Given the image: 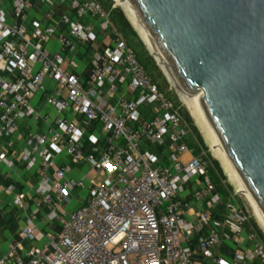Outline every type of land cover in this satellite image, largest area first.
Returning <instances> with one entry per match:
<instances>
[{
    "label": "built area",
    "instance_id": "obj_1",
    "mask_svg": "<svg viewBox=\"0 0 264 264\" xmlns=\"http://www.w3.org/2000/svg\"><path fill=\"white\" fill-rule=\"evenodd\" d=\"M41 3L46 10L26 24ZM189 134L180 105L98 0L0 5V165L22 164L32 188L0 186V210L1 197L26 210L0 264H264L246 207L217 190ZM61 153L69 164H57ZM74 167L85 168L77 179ZM90 170L103 181L88 179ZM78 188L87 193L71 198Z\"/></svg>",
    "mask_w": 264,
    "mask_h": 264
},
{
    "label": "water",
    "instance_id": "obj_2",
    "mask_svg": "<svg viewBox=\"0 0 264 264\" xmlns=\"http://www.w3.org/2000/svg\"><path fill=\"white\" fill-rule=\"evenodd\" d=\"M127 1L264 217V0Z\"/></svg>",
    "mask_w": 264,
    "mask_h": 264
},
{
    "label": "crops",
    "instance_id": "obj_3",
    "mask_svg": "<svg viewBox=\"0 0 264 264\" xmlns=\"http://www.w3.org/2000/svg\"><path fill=\"white\" fill-rule=\"evenodd\" d=\"M11 0H0V5L5 7L8 6ZM46 6L44 3H41L38 6H35L32 10H30L27 14L25 23L29 24L31 21L35 20V19H39L41 16L42 11L46 10ZM87 24H91L92 26L95 27V22L91 19H87ZM101 40V38H100ZM109 42L108 39H105L103 41V43H107ZM48 48L53 49V50H57L58 49V45L57 44H50L48 43ZM71 57L74 59V61L78 64V67L76 69V71H80L81 68L83 67V63H84V57L82 56L81 53H77L75 55H71ZM48 86H50V81L48 82ZM44 112L47 114H54L55 110L50 108V107H45L44 108ZM194 154H196V152H194ZM192 154L191 153H187L184 156L185 160H189L191 158ZM56 162L58 165H67L70 163V158L68 155H66L65 153H61L59 155L56 156ZM82 168L79 167H74L73 171L69 174V177H72L74 179L79 178ZM29 179V175H27V172L24 168V166L20 163L17 162L16 166L12 169L1 166L0 165V186L1 185H6L9 183H14L18 189H21L23 191H26L29 189V191L31 192L32 188H29L27 185L30 183H28ZM34 183H32L33 185ZM31 185V183H30ZM2 199L5 200V202H9L10 201V197H1ZM5 202H2L1 204V211H10V213H13L15 216V220H16V225L13 228H10L12 226H9L7 224H5L4 222H6V219L3 218V221L0 222V253H5L7 250V244L12 240L13 236L16 234V232L18 231V229L23 225V218L25 217L26 214V210L24 209H19L17 207H11L8 203L5 204ZM73 206L76 207L79 205L78 202L73 201ZM7 212V213H8ZM42 231L45 233L46 230L42 229ZM42 242L41 241H36V245H40Z\"/></svg>",
    "mask_w": 264,
    "mask_h": 264
},
{
    "label": "rangeland",
    "instance_id": "obj_4",
    "mask_svg": "<svg viewBox=\"0 0 264 264\" xmlns=\"http://www.w3.org/2000/svg\"><path fill=\"white\" fill-rule=\"evenodd\" d=\"M106 1V5L107 6H113L115 5L116 8H118L122 14L125 16V18L127 19V21L129 22L131 28L133 29V31L135 32L136 36H130L129 40L131 41V43L133 44H137L139 45V43H141V45H143L144 50L147 52V54L149 56L152 57L153 61L156 64V60L154 58V56L150 53L149 49L147 48V46L145 45V43L143 42V40L141 39V37L138 35V33L136 32V30L133 28L132 24L130 23V21L128 20L127 16L125 15V13L123 12L122 8L118 5V3L116 2V0H105ZM113 25V24H112ZM106 35L108 37L111 38V29L106 31ZM140 50V49H139ZM157 65V64H156ZM152 75L155 79V81L161 86V88L163 89L162 91H164L165 93H167L169 95V97L177 104L180 105L181 110L185 113L188 114L189 118L191 119V122L193 123V125L196 127L199 135L201 136L202 140H203V145L204 147L207 148V152L209 153V157L210 159L213 161H216L218 163V167H216V165L213 163V170L209 171V175L212 176V179L214 180V182L217 184L219 183L218 187H222L224 188V190L229 189L230 191L234 192L237 194V198H238V202L243 204L247 211L248 214L250 215V219L257 224V226L259 227V229L262 231L263 235H264V230L261 227V224L258 220V217L251 205V203L248 201V199L241 193L236 192L235 187L232 185V183L228 180L227 175H225V172L222 168L221 162L218 159V157L213 153L212 149L209 147V145L206 143L203 133L201 132V130L199 129V127L197 126L195 120L193 119V117L191 116L188 107L185 103V101L183 100V98L181 97V94L179 92L178 89L175 88V86L170 82V80L167 78V76L165 75V73L163 72V69L161 68V66L157 65V70H152ZM191 141L193 143L197 144L200 146V143L198 142L197 137L193 134L191 136ZM190 146V145H189ZM191 148H194L193 145L190 146ZM156 150V149H155ZM84 167L81 169V172L84 171ZM88 179L95 181L96 183H100L103 181L104 176L103 175H98L95 170H90L87 174ZM217 179H219V181H217ZM87 193V189L86 188H78L75 191H73L71 193V198H81L83 195H85Z\"/></svg>",
    "mask_w": 264,
    "mask_h": 264
},
{
    "label": "bare ground",
    "instance_id": "obj_5",
    "mask_svg": "<svg viewBox=\"0 0 264 264\" xmlns=\"http://www.w3.org/2000/svg\"><path fill=\"white\" fill-rule=\"evenodd\" d=\"M116 2L122 8L123 12L127 16L130 23L132 24L133 28L136 30L138 35L141 37V39L143 40V42L145 43V45L147 46L149 51L151 53H153L155 59L158 61L159 65L163 69L165 75L170 80V82L173 84V81L170 79L171 75H170L168 69L164 65L161 57L158 55L151 39L149 38L148 34L144 30L143 26L140 24V22H139L138 18L136 17V15H135L132 7L130 6L129 2L127 0H116ZM179 92L181 94V97L185 101L191 116L193 117L197 126L199 127V129L203 133V136H204L206 143L209 145V147L212 149L213 153L220 160L222 168L225 172V175H227L228 180L235 187L236 192L243 194L248 199V201L251 203V205H252V207H253V209H254L257 217H258V220L261 224V227L264 230V217H263L262 213L257 208L252 197L250 196L247 189L244 187L242 181L238 177L235 169L232 167V165L228 161L227 157L224 155L223 151L221 150L220 146L218 145L217 138H216L213 130L211 129L208 121L206 120L204 114L202 113V110L199 106V102H198L196 96L195 95L190 96V95H187L181 91H179Z\"/></svg>",
    "mask_w": 264,
    "mask_h": 264
},
{
    "label": "trees",
    "instance_id": "obj_6",
    "mask_svg": "<svg viewBox=\"0 0 264 264\" xmlns=\"http://www.w3.org/2000/svg\"><path fill=\"white\" fill-rule=\"evenodd\" d=\"M98 1L103 6V8L109 12L110 19H111V22H112L114 28L122 35V37L126 41L127 45L130 46L134 50V52L136 54L137 61L141 64V66L144 68L145 72L149 75L151 81L154 84H156L160 90H163L161 88V86L155 81V79L152 75V70H157V65L153 61L152 57L147 54V52L144 50V47H143V45H141V43H139V45H137V44L131 43V41L129 40V37L131 35L133 37L136 35H135V32L133 31V29L131 28L129 22L125 18V16L122 14V12L118 8L110 6V5L107 6L105 0H98ZM181 113H182L184 119L188 122L189 127H190V134H189V137L187 139L188 144L190 146L191 145L194 146V150L196 153H199L201 150H204L207 153V156L209 157V153L207 152V148L204 147L203 140H202L201 136L199 135L196 127L191 122V119L189 118L188 114L183 112L182 110H181ZM193 134L197 137L198 142L200 143V146L198 145V147H197L196 143H193L191 141V136ZM209 159H210V157H209ZM210 161H211V166L209 168V171L213 170V167H214L213 163L216 165V167L219 168L218 163L216 161H214V160L212 161L211 159H210ZM211 178H212V176H211ZM212 181L214 182L213 179H212ZM217 181H219V179H217ZM214 184H215L217 190L220 191L224 196L227 194V192H226V190H224V188L218 187L219 183L216 184L214 182ZM7 212H8V210L7 211H1L0 210V222H2L3 218H5L6 222H4V223L9 225V226H12L10 228H13L16 225L15 216L13 213H10V211L8 213ZM249 221H250V224L257 231V233L260 235L261 239L264 241V235H263L262 231L259 229V227L257 226V224L254 223L251 219H249Z\"/></svg>",
    "mask_w": 264,
    "mask_h": 264
}]
</instances>
